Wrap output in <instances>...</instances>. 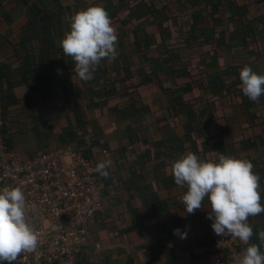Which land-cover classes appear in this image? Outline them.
Listing matches in <instances>:
<instances>
[{
  "label": "crops",
  "instance_id": "crops-1",
  "mask_svg": "<svg viewBox=\"0 0 264 264\" xmlns=\"http://www.w3.org/2000/svg\"><path fill=\"white\" fill-rule=\"evenodd\" d=\"M235 1L238 5H247L250 14L245 23L250 21L252 24L255 47L244 45V37L240 41H231L230 33L239 25L237 21L227 20L230 16L229 7L222 3L219 6V15L224 14L223 18L229 25L223 32V38L214 39L209 45L204 42L195 48L183 50L181 56L188 60L189 69L198 64L201 52L212 50L211 54L214 55V51H219L220 48L222 51H219V69L230 65L250 66L258 74H264V0ZM105 2L68 0L63 3V8L59 6L64 15L60 20L57 46H60L64 34L69 31L71 17L75 12L94 5L106 9ZM66 3L70 8L73 5V11H66ZM163 4L159 3L158 7L162 8ZM169 5L174 12H178L177 14L180 12L179 15L186 19L187 24L192 23V16L199 9L202 10L205 17L204 30L211 26L214 17L213 0H171ZM219 15L216 17L219 18ZM119 17L127 18V12H121ZM171 23L169 25L165 22V26L171 28ZM35 24L27 17V9L20 7L16 0H0V64L4 65L5 74L1 92L15 100L8 110L7 139L11 149L30 157L41 151L71 145L87 155L97 154L101 155L102 160L112 161L108 171L112 175L113 183L105 192V213L98 216L92 228L91 244L82 253L79 264H210L205 257L195 255L197 240L209 238L215 241L222 237H234H219L212 231V221L206 218L210 211L206 198L201 210L187 214L181 201L186 189H181L174 183L171 164L190 151L191 140L201 141L197 132H193L189 127V115L186 111L177 114L171 106L173 95L157 85H144L130 94L124 92L127 86L130 87L129 84H119L116 91L114 88L109 91L114 95L113 98L98 99L86 88L87 81L80 80L74 72L66 75L72 69L66 71L63 66L55 68V72L62 75L59 78L62 81H54L56 94L43 101L41 93L44 94V88L32 92L23 81L24 75L21 73V63L27 56L34 69L32 81L35 85L46 83L36 76L47 75L49 68L39 65V55L44 54V51L38 50V44L35 42L40 33L43 38L46 37V29L42 28L36 33L39 31V25ZM145 25L148 33L160 37L157 24L146 22ZM112 26L120 36L119 31L121 34L123 30L121 31L117 24ZM218 31H221V28H218ZM33 35L35 38L29 40L28 37ZM122 35L123 33V38ZM11 43H15L16 47L13 48ZM33 47L36 51H30ZM45 55L50 56L48 52H45ZM68 58L69 63H73V60ZM134 58L137 62L138 57ZM178 64L180 65L181 61H178ZM192 74L195 79L199 78L196 69ZM8 75L10 79L7 78ZM176 79L179 83L189 82L192 86V109L199 115L203 112L202 121L208 126L207 134L213 138L212 143L218 140L221 132L226 134L227 145L220 150L219 143L222 139H219L217 150L211 146V152L248 159L254 166L253 171L260 177L261 197L264 202V99L256 102V118H252L240 97L232 94L231 98L227 99L216 95L211 89L204 90L200 81L192 82L189 78L181 77ZM230 80L228 77L224 80L227 87ZM165 84L169 86L168 81ZM67 99L74 107L81 109L85 121L83 127L78 126L73 111L65 105ZM142 102L149 106L151 112L143 118L139 124L140 128L135 131L140 133L146 143L142 140L131 143L128 131L131 121L121 120L113 107H128L135 103L142 105ZM214 112H218L217 119L211 118ZM164 117L165 119L161 120ZM95 125L101 130L94 131ZM67 128L75 133L70 144L62 141ZM164 136H169V143L164 142ZM179 138L185 143L184 148L174 149L173 146ZM165 144L168 145V151L167 147H164ZM103 151L107 154H102ZM211 152L200 158L214 159ZM133 177L136 185L129 188L128 184L133 181ZM156 203L158 206L164 205L167 210L156 213L153 208ZM153 219L159 220L158 225L154 227L148 224ZM248 222L250 225L256 224L259 233L264 232V213L249 217ZM175 229L186 233V238L181 239L174 235ZM0 264L8 262L2 261ZM12 264L18 263L14 261Z\"/></svg>",
  "mask_w": 264,
  "mask_h": 264
},
{
  "label": "trees",
  "instance_id": "trees-1",
  "mask_svg": "<svg viewBox=\"0 0 264 264\" xmlns=\"http://www.w3.org/2000/svg\"><path fill=\"white\" fill-rule=\"evenodd\" d=\"M16 1L20 7L27 9V17L32 20V23L39 25V31L36 33L40 32L42 28L46 29V37L43 38L40 33L37 35V41H35L38 44V50L42 52L44 51V54L39 55V65L49 68V73L47 75L36 76L40 78V81H46V83L43 85H35V82L32 81L33 77H31V75L33 74L32 70L34 69L29 64L30 60L27 56L21 63V73L22 76L24 75L23 81L26 82L32 92H37L41 87L44 88L45 96L41 93L43 96L41 98L43 101H47L56 94L55 89L53 88L56 84L54 81H62L59 79L62 75L60 73H56L55 68L57 66H63L66 71H70L72 69L66 75H71L73 72L75 73V71H73L74 61L73 63H69V58L63 54L61 46H57L56 43L59 34L60 20L64 15V11L61 10V7L63 8V3L68 0ZM102 1L107 2H105L106 10L109 13L110 19L114 22H112V24H117V26L120 27L119 29L123 30H121L123 38L121 37L122 33L120 34L119 31L120 36H118L117 59L114 61H102L93 74L94 78L86 82V88L89 92L93 93L95 97L98 99L106 98L110 100L114 97V95H111L109 91L113 88L116 91L117 85L119 84H129L130 87L127 86L124 92H129L130 94L144 85H157L161 87L166 91V93L173 95V101L171 103L172 109L177 114H181L183 111H186L189 115V127L193 132H197L201 138L200 142L197 140H191L190 138L191 149L189 152H192L199 157L207 156L208 152L212 151V148H210L211 146H213L214 150H217L216 147L219 139H222L219 143L220 150H222L223 147L227 145L226 134L221 132L218 140H215L214 144L212 143L213 138L207 134L208 126L202 121V116H204L203 112H201V116L196 113V110L192 109V86L189 82L179 83L176 78H189L192 82L200 81L201 88L204 90L211 89L216 95L219 94L220 97H225L227 99H230L231 95L234 94L235 96L241 98L240 101L244 103V108L250 117L256 118V102L245 99L246 97L241 91L239 72L243 67L230 65L227 68L219 69V51H222V49L219 48V51L215 50L214 55L211 54L212 50H207L203 53L201 52L199 54L198 64L194 66L195 68L191 67L190 69L188 68V60L181 56L182 51L186 50V48H195L204 42L209 45L214 42V39L217 40V38H223V32L225 31V28L227 29L229 26L227 24L228 19L231 22L237 21L239 25L236 30L230 33L231 41H240V39L244 37V45H251L252 47H255L256 42L253 37L254 33L252 30V24L250 21L245 23L246 19L247 21L249 20L248 17L250 14L246 4L238 5L235 0H213L212 15L214 17L212 22L210 21L211 26L204 30V11L199 9V11L192 16V23L187 24L185 21L186 19L179 15L180 12L177 14L178 12H174L171 9L169 5L171 0ZM159 3H164L162 8L158 7ZM222 3L227 4L229 7L230 16L227 20L223 18L224 14L221 16L219 15V6ZM66 5L67 12H71V9L73 11V5L71 8L67 3ZM59 6L61 7L59 8ZM182 10L183 9H181V11ZM123 11L127 12L128 17L121 19L119 15ZM217 15H219V18L216 17ZM262 18H260V20H262ZM146 22L158 25L160 37L146 31ZM165 22H168L169 25L170 22H172L171 28L170 26L166 27ZM218 28H221V31H218ZM28 38L29 40H32L35 36L33 35ZM11 45L13 48L16 47L15 43H11ZM33 50L36 51V48L33 47L30 51ZM45 52H48L50 56L47 57ZM134 56L138 57L137 62ZM178 61H181L180 65H177ZM194 69L197 70L199 78L195 79V76L192 74ZM226 77L231 79L229 87H227L224 82ZM233 77H235L234 80L232 79ZM4 78V65L0 64V97L4 102L5 118L7 122L5 132H8V110L15 100H12V98L7 94H2L1 89L4 84ZM7 78H9V75ZM167 81L169 86H166L165 84ZM165 87L167 89H165ZM263 99L264 95L259 98V100ZM139 104L140 103H135V105L128 107H121L120 105L113 107L118 112L121 120L131 121V124L128 126L131 143H135L140 140L146 143V141L140 136V133L135 130L140 128L139 124H141L143 118L151 112V109L146 103H143L142 105ZM65 105L69 106L70 110L73 111L78 126L83 127L85 121L81 109L74 107L69 99H67ZM218 117V112H216V114L214 112V114L211 115V118L217 119ZM163 119H165V117L161 120ZM67 129L68 131H66L62 136V141L65 144H70L73 137H75V133L70 131V128ZM93 129L94 131L101 130L97 125H95ZM169 141V136H164V142L167 144ZM166 144L164 147H167L166 150L168 151V145ZM184 144L185 143L179 138L173 148L182 149L184 148ZM82 154L85 157H91V155H87L84 152ZM148 154H150V152ZM135 176L136 175H134V177ZM134 177L133 181L131 180V183L128 184L129 188H133L134 185H136L134 184ZM103 179L106 183L107 190V187H110L113 183L111 173L109 172L108 177ZM153 206V208L156 209V213L167 210V208L162 204L158 206L156 203ZM251 226L254 234L250 242L258 244L259 230L257 229L256 224L251 223ZM209 242H212L209 238L199 239L195 244V248L206 245ZM261 251H263V248H261Z\"/></svg>",
  "mask_w": 264,
  "mask_h": 264
},
{
  "label": "clouds",
  "instance_id": "clouds-1",
  "mask_svg": "<svg viewBox=\"0 0 264 264\" xmlns=\"http://www.w3.org/2000/svg\"><path fill=\"white\" fill-rule=\"evenodd\" d=\"M118 35L112 26L109 13L99 5L75 12L70 29L60 41L62 52L74 61L78 78L89 81L104 60L118 57ZM241 91L252 102L264 95V74L250 66L239 72ZM215 158L201 159L188 152L171 164L174 183L186 189L181 201L187 214L201 210L207 199L212 231L219 237L237 238L245 248L234 257L233 264H264V232L259 233V243H251L253 236L249 217L264 213L260 190V177L253 171V164L245 158L211 152ZM111 159L97 163L95 171L103 178L109 175ZM28 204L21 186L0 188V262L16 261L21 253L33 252L39 236L27 223ZM181 239L186 233L174 230Z\"/></svg>",
  "mask_w": 264,
  "mask_h": 264
},
{
  "label": "built area",
  "instance_id": "built-area-1",
  "mask_svg": "<svg viewBox=\"0 0 264 264\" xmlns=\"http://www.w3.org/2000/svg\"><path fill=\"white\" fill-rule=\"evenodd\" d=\"M6 126L0 97V188H23L28 204L27 223L39 236L36 249L21 253L16 262L78 264L91 244L98 216L105 213L106 183L95 171L101 155L85 157L66 145L25 157L11 149ZM158 222L153 219L148 224L154 227ZM244 248L240 241L222 237L197 247L194 253L210 264H233L234 257Z\"/></svg>",
  "mask_w": 264,
  "mask_h": 264
}]
</instances>
